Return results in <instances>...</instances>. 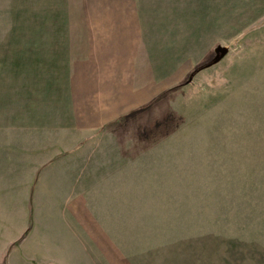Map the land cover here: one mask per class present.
<instances>
[{
	"label": "rangeland",
	"instance_id": "374dc122",
	"mask_svg": "<svg viewBox=\"0 0 264 264\" xmlns=\"http://www.w3.org/2000/svg\"><path fill=\"white\" fill-rule=\"evenodd\" d=\"M72 1L0 0V264H264V0H174L128 81Z\"/></svg>",
	"mask_w": 264,
	"mask_h": 264
},
{
	"label": "crops",
	"instance_id": "0c3cea01",
	"mask_svg": "<svg viewBox=\"0 0 264 264\" xmlns=\"http://www.w3.org/2000/svg\"><path fill=\"white\" fill-rule=\"evenodd\" d=\"M73 1L76 15H66L62 20L55 17L54 22L68 24L67 39L81 41L78 44L92 64L106 65L103 70L110 72L108 80L116 81L118 72H152L158 65L166 69L167 62L162 59L158 64L155 57L172 53L174 0ZM190 2L194 5L195 0ZM177 3L184 8L189 0ZM131 73L125 80H132ZM136 79L135 75L133 81ZM164 80L162 77L159 82ZM157 83L150 86L156 88ZM168 85L171 83L165 87Z\"/></svg>",
	"mask_w": 264,
	"mask_h": 264
},
{
	"label": "water",
	"instance_id": "95a60500",
	"mask_svg": "<svg viewBox=\"0 0 264 264\" xmlns=\"http://www.w3.org/2000/svg\"><path fill=\"white\" fill-rule=\"evenodd\" d=\"M228 52L227 47H219L217 49V56L210 62V64L218 62L222 57H224Z\"/></svg>",
	"mask_w": 264,
	"mask_h": 264
},
{
	"label": "trees",
	"instance_id": "16d2710c",
	"mask_svg": "<svg viewBox=\"0 0 264 264\" xmlns=\"http://www.w3.org/2000/svg\"><path fill=\"white\" fill-rule=\"evenodd\" d=\"M125 116H127V114H124V115H120V117L117 119V120H121V119H123ZM114 121H116V119L114 120Z\"/></svg>",
	"mask_w": 264,
	"mask_h": 264
}]
</instances>
